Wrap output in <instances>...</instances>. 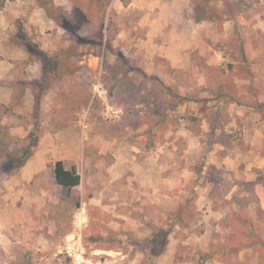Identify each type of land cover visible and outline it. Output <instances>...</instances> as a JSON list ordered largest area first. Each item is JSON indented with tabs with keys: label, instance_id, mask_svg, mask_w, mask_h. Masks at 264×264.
<instances>
[{
	"label": "rangeland",
	"instance_id": "rangeland-1",
	"mask_svg": "<svg viewBox=\"0 0 264 264\" xmlns=\"http://www.w3.org/2000/svg\"><path fill=\"white\" fill-rule=\"evenodd\" d=\"M0 15V264H264V0Z\"/></svg>",
	"mask_w": 264,
	"mask_h": 264
},
{
	"label": "trees",
	"instance_id": "trees-1",
	"mask_svg": "<svg viewBox=\"0 0 264 264\" xmlns=\"http://www.w3.org/2000/svg\"><path fill=\"white\" fill-rule=\"evenodd\" d=\"M6 0H0V8L3 7ZM64 27H67L65 23L62 24ZM81 41H86L84 38H80ZM53 174L55 181L68 188H72L80 183V174L77 169L72 166L70 168L65 167L61 159H57L53 163ZM251 235V234H249ZM164 241H162V246Z\"/></svg>",
	"mask_w": 264,
	"mask_h": 264
},
{
	"label": "built area",
	"instance_id": "built-area-1",
	"mask_svg": "<svg viewBox=\"0 0 264 264\" xmlns=\"http://www.w3.org/2000/svg\"><path fill=\"white\" fill-rule=\"evenodd\" d=\"M62 249L71 258L73 264H86L88 262L84 258L79 231L71 239L64 242Z\"/></svg>",
	"mask_w": 264,
	"mask_h": 264
},
{
	"label": "crops",
	"instance_id": "crops-1",
	"mask_svg": "<svg viewBox=\"0 0 264 264\" xmlns=\"http://www.w3.org/2000/svg\"><path fill=\"white\" fill-rule=\"evenodd\" d=\"M0 12H1V8H0ZM0 26H3V17H2V15H0Z\"/></svg>",
	"mask_w": 264,
	"mask_h": 264
}]
</instances>
